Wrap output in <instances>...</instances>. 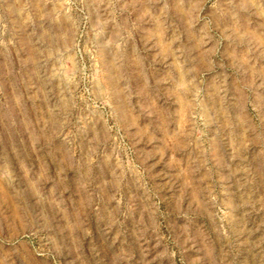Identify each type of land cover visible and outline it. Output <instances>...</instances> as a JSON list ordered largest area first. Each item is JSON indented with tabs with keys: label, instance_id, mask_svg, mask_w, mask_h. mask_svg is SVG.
I'll return each instance as SVG.
<instances>
[{
	"label": "rangeland",
	"instance_id": "rangeland-1",
	"mask_svg": "<svg viewBox=\"0 0 264 264\" xmlns=\"http://www.w3.org/2000/svg\"><path fill=\"white\" fill-rule=\"evenodd\" d=\"M0 264H264V0H0Z\"/></svg>",
	"mask_w": 264,
	"mask_h": 264
}]
</instances>
